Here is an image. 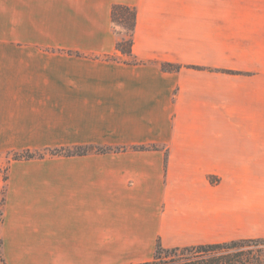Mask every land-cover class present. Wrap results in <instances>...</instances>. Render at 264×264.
Segmentation results:
<instances>
[{
  "label": "crops",
  "instance_id": "crops-1",
  "mask_svg": "<svg viewBox=\"0 0 264 264\" xmlns=\"http://www.w3.org/2000/svg\"><path fill=\"white\" fill-rule=\"evenodd\" d=\"M78 146L113 150L48 153ZM25 150L43 156L8 159L2 264L264 239V0H0V154Z\"/></svg>",
  "mask_w": 264,
  "mask_h": 264
},
{
  "label": "trees",
  "instance_id": "trees-1",
  "mask_svg": "<svg viewBox=\"0 0 264 264\" xmlns=\"http://www.w3.org/2000/svg\"><path fill=\"white\" fill-rule=\"evenodd\" d=\"M111 22L114 34L120 35L116 28L124 31L125 38L116 41V51L124 58L127 64H139L132 53L133 35L136 27V11L133 7L114 5L111 9ZM106 60L115 61V56H106ZM120 59H118L119 61ZM160 69L173 72L180 69L179 65L161 63ZM133 150H156L153 145L134 146ZM113 149L104 147L78 146L72 149L49 150L50 155L81 156L90 151L97 153L110 152ZM48 151V152H49ZM12 154V153H11ZM38 151L14 152L12 160L31 159L42 157ZM264 247V239L230 241L220 244L198 245L184 248H163L157 242L152 258L148 261L135 264H258V257L253 254L254 249Z\"/></svg>",
  "mask_w": 264,
  "mask_h": 264
},
{
  "label": "rangeland",
  "instance_id": "rangeland-1",
  "mask_svg": "<svg viewBox=\"0 0 264 264\" xmlns=\"http://www.w3.org/2000/svg\"><path fill=\"white\" fill-rule=\"evenodd\" d=\"M116 30L120 32V35L117 36V40L121 38H125L124 31L120 27L116 28ZM48 153H50V151ZM12 157H13V153L8 155L0 154V205L2 204L3 194H4V186L2 182L6 175L8 159ZM253 254L258 257V264H264V247L254 249ZM0 264H2L1 254H0Z\"/></svg>",
  "mask_w": 264,
  "mask_h": 264
}]
</instances>
